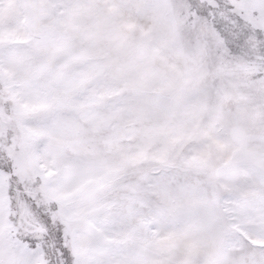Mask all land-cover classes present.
Segmentation results:
<instances>
[{"label":"snow or ice","instance_id":"obj_1","mask_svg":"<svg viewBox=\"0 0 264 264\" xmlns=\"http://www.w3.org/2000/svg\"><path fill=\"white\" fill-rule=\"evenodd\" d=\"M0 264H264V0H0Z\"/></svg>","mask_w":264,"mask_h":264}]
</instances>
